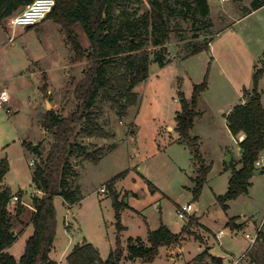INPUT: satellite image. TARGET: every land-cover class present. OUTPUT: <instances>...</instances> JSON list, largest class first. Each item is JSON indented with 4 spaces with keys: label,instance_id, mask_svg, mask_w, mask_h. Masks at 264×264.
I'll return each instance as SVG.
<instances>
[{
    "label": "rangeland",
    "instance_id": "obj_1",
    "mask_svg": "<svg viewBox=\"0 0 264 264\" xmlns=\"http://www.w3.org/2000/svg\"><path fill=\"white\" fill-rule=\"evenodd\" d=\"M249 1L207 0L213 29H226L197 53L184 54L183 46L191 40V34L185 32L182 36L173 32L158 45L149 43L151 58L154 53L162 55L164 65L150 61L147 78L134 88L136 103L122 119L109 102L96 106L100 110L97 123L104 128L105 137L76 132L79 144L102 151L96 162L83 156L70 158L77 172L74 182L81 188L79 202L68 204L59 195L52 197L56 227L49 255L56 264H68L66 254L83 241L105 259L117 235L127 254L129 237L146 241L148 230L161 225L173 233L184 228L188 232L178 243L159 247L153 261L122 259L120 264H211V256H223L224 263L243 256L239 264H250V258H254L253 264H264V244L250 247V237H255L264 217V172L252 173L247 192L225 201V208L217 200L225 194L233 168L241 167L238 144L225 114L244 98V89L253 88L256 70L260 71L257 87L264 106V10L233 23L245 13ZM140 6L138 15L149 7L148 0ZM7 20L0 19V91L8 93V100L0 104V158L6 157L9 163L2 186H8L12 196L21 191L18 200L25 206L15 220L17 238L8 247L19 258L33 230L28 205L33 206L34 195H41L32 181L34 164L44 158L52 143L42 116L48 109L64 116L71 112L73 90L87 62L76 59L65 31L52 18L29 28L12 27ZM116 22L118 27L120 22ZM73 32L87 49L89 41L81 25L74 24ZM203 82L189 135L181 138L176 115L183 100L190 105L194 86ZM25 144L36 147L28 149ZM200 165L208 171L194 196ZM114 193L124 203L119 233L112 206ZM188 202L193 206L190 215L176 218V209ZM16 203L10 198L12 214ZM262 226L264 232V223ZM220 230L224 233L218 239ZM204 251L207 254L199 259Z\"/></svg>",
    "mask_w": 264,
    "mask_h": 264
},
{
    "label": "trees",
    "instance_id": "obj_2",
    "mask_svg": "<svg viewBox=\"0 0 264 264\" xmlns=\"http://www.w3.org/2000/svg\"><path fill=\"white\" fill-rule=\"evenodd\" d=\"M31 1L0 0V19L17 12ZM142 1L56 0L53 9L45 17L52 18L63 28L76 59L86 60L87 65L83 69L82 78L74 87L75 106L71 112L64 116L48 109L42 116V126L51 134L52 143L44 158L34 164L32 181L41 195L33 196L29 220L33 230L26 239L24 252L19 258L10 254L8 247L17 238L15 220L19 219L25 206L18 200L14 214L8 209L12 192L8 186H2V182L9 170V163L6 157L0 158V264H56L49 255L56 227L52 197L59 195L68 204L79 202L82 199L81 188L74 182L77 172L70 158L83 156L86 160L96 162L102 151L88 150L86 146L79 144L76 132L88 137H105L104 128L97 123L100 110L96 106L101 107L104 102H109L118 118L122 119L127 109L136 103L137 93L134 88L147 78L150 61L164 65L162 55L154 53L153 59L151 58L148 44L158 45L162 38H167L173 32L181 36L182 32L189 33L191 40L183 47L184 54L191 55L207 48L220 32L213 29L207 0H148L149 7L138 15ZM262 5L264 0H250L243 15ZM118 11L120 15L116 14ZM117 19L120 22L118 27ZM76 23L81 25L89 41L87 49L76 40L73 32V25ZM259 73V70L253 73V88L244 89L245 101L234 105L225 115L230 133L233 136L243 135V139L239 141V147L243 151L240 157L241 167L233 168L225 194L217 196L224 208L225 201L247 192L249 178L256 169L254 162L264 151V106L257 87ZM204 87V82L195 85L190 105L183 100L182 109L176 115V130L181 138L189 135L196 97ZM25 147L31 149L32 145L25 144ZM194 153L197 156V152ZM207 171V166L200 165L194 179V196H197L206 181ZM261 172H264V167ZM17 193L19 199L21 191ZM112 206L115 227L119 233L123 229L120 212L124 203L115 193L112 194ZM192 221L193 218L190 217L189 222ZM187 232L184 228L180 233H173L161 225L155 230H148L146 241L141 237H129L125 249L127 254L117 235L114 247L105 259L100 257L91 243L83 241L73 245L65 258L68 264H120L122 259L153 261L159 247L178 243L182 234ZM260 237L264 242L261 231L257 239ZM205 254L206 251L199 254L198 258L202 259ZM216 259V256H211V264H217Z\"/></svg>",
    "mask_w": 264,
    "mask_h": 264
},
{
    "label": "built area",
    "instance_id": "obj_3",
    "mask_svg": "<svg viewBox=\"0 0 264 264\" xmlns=\"http://www.w3.org/2000/svg\"><path fill=\"white\" fill-rule=\"evenodd\" d=\"M56 3V0H32L30 3L23 6V9L20 12H15L8 16L7 24L11 25L12 27L15 26H21V27H29L37 24L38 22L42 21L47 14L53 9L54 5ZM8 100V93L5 89H2L0 91V104L5 103ZM6 112L10 113V109L6 108ZM30 164H33V161L31 160ZM255 168H262L264 167V155L261 154L254 162ZM104 189L102 188L101 191ZM18 201V196L13 195L11 197V202ZM193 210V206L191 203H186L181 206H179L176 209L175 217L176 218H186L188 215H190V212ZM264 219L260 222L259 226L256 229L255 237H250L251 244L250 247L253 245V243L256 242L257 236L259 232L261 231L262 225H263ZM223 230H220L219 233L216 235L217 238H221L223 234ZM248 236V235H247ZM249 237V236H248ZM243 257V256H242ZM229 259L226 263L223 262V264H238L240 259Z\"/></svg>",
    "mask_w": 264,
    "mask_h": 264
},
{
    "label": "crops",
    "instance_id": "obj_4",
    "mask_svg": "<svg viewBox=\"0 0 264 264\" xmlns=\"http://www.w3.org/2000/svg\"><path fill=\"white\" fill-rule=\"evenodd\" d=\"M264 10V5H262L261 7H259V8H257V9H255V10H251L250 12H248L247 14H245V15H242L240 18H238L237 20H235L233 23H235L236 21H238V20H241L243 17H246V16H248V15H251V14H254V13H256V12H260V11H263ZM232 23V24H233ZM27 28V27H26ZM224 29H226V28H224ZM223 29V30H224ZM222 30V31H223ZM222 31H220V32H218L217 34H216V36H219L220 35V33L222 32ZM215 36V37H216ZM214 39V38H213ZM226 44V43H225ZM209 45H211V42L209 43ZM223 46V45H222ZM224 46H227V45H224ZM261 98V97H260ZM243 101H245V99L243 98L242 100H240L239 102H237V104L238 103H240V102H243ZM236 105V104H235ZM234 106V105H233ZM233 106H231L228 110H227V112L233 107ZM226 112V113H227ZM226 115V114H225ZM235 137V139H236V141H237V146H238V149L240 148L239 147V141H241L242 139H243V135H236V136H234ZM263 153V152H262ZM239 155H240V157H241V154L239 153ZM231 160V159H230ZM258 169H261V168H258ZM4 181V180H3ZM188 203H190V202H188ZM28 207H30L31 209H33V207L32 206H30V205H28ZM31 209H29V210H31ZM263 219H264V217H263ZM262 219V220H263ZM263 223H264V221H263ZM262 228H263V226H262ZM262 228H261V233L263 234V236H264V232L262 231ZM216 238H217V236H216ZM255 243H258V244H264V242H263V240H262V238L260 237V239H257L256 240V242ZM254 243V244H255ZM253 244V245H254ZM257 244V245H258ZM261 247H264V246H261ZM262 250H264L263 248H262ZM240 261H241V259H240ZM239 261V262H240ZM253 262H254V258H250V264H253ZM239 264V263H238Z\"/></svg>",
    "mask_w": 264,
    "mask_h": 264
},
{
    "label": "water",
    "instance_id": "obj_5",
    "mask_svg": "<svg viewBox=\"0 0 264 264\" xmlns=\"http://www.w3.org/2000/svg\"><path fill=\"white\" fill-rule=\"evenodd\" d=\"M23 9V7H21L19 10H18V12H20L21 10ZM36 147V144L35 145H33L32 146V148H35ZM239 153L241 154L242 153V148H239ZM228 160L230 161V157H228ZM261 172V169H258V168H256V169H254L253 170V174H258V173H260ZM217 259V264H223V259H224V257L223 256H217L216 257Z\"/></svg>",
    "mask_w": 264,
    "mask_h": 264
}]
</instances>
